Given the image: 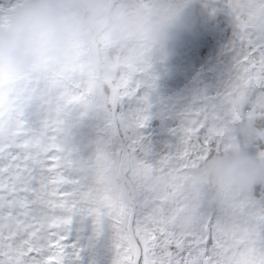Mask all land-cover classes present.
Listing matches in <instances>:
<instances>
[{
  "label": "rangeland",
  "instance_id": "rangeland-1",
  "mask_svg": "<svg viewBox=\"0 0 264 264\" xmlns=\"http://www.w3.org/2000/svg\"><path fill=\"white\" fill-rule=\"evenodd\" d=\"M114 1L104 0L106 5ZM133 1L138 2L135 12L129 11V14H133L134 19L121 29L119 36L114 38L111 34H104L101 43L105 51H108L117 42L125 48L132 39V27L135 20L138 27L143 25V21L147 22L148 43H166L165 51L162 53L158 54L156 46L146 44V47L141 48L139 52L132 53L129 58H124V64L127 66L125 68H128V74L130 73L127 79H130L129 76L133 74L137 76L141 86L146 88L145 94L148 96V100L145 101V107H150L149 112H151L146 114V118L160 117L165 121L168 119L170 122L177 120L179 124L176 127L171 126L169 134L179 137L180 142L185 144L188 136L197 131L202 123L198 116L199 110L195 108V101L202 103V97L211 100L214 94L218 99L223 98L228 101L225 111L231 120V131L227 132L226 128H221L216 134L229 140L231 150L243 148L245 145L249 146L251 132L247 126L248 120L246 119L245 123L240 121L242 116L240 106L246 103L250 92L257 87L261 79H264L260 72L264 64L259 58L263 54L264 44V0H251L248 11L246 9L248 2L242 0L232 16L233 21L228 20L230 27L237 31L254 27L256 29L255 37L251 41L244 40L245 45L241 49L233 45L220 46L214 53L209 48L204 60L203 58L200 60V57L196 55L192 42L203 38L196 31L195 17L197 14L194 13L196 0H180V7L170 0H147L145 3L143 0ZM12 2H22V0H12ZM168 2L172 4L167 6ZM155 8L158 10L159 16L163 15L162 19L157 18L156 10L155 12L150 10ZM174 8L177 10L174 11ZM141 9L148 11L145 14L147 16L145 20L144 15L136 19V14ZM245 11L248 13L244 14ZM120 13L123 14V10ZM226 13H230L228 7H226ZM242 16H245L244 23H242ZM150 17L157 19H150ZM0 22H3L2 18H0ZM152 22L161 26L164 39L152 38L149 33V24ZM194 32L197 33V37H193ZM222 32V29L215 31L217 35H221ZM137 35V37L142 36L140 33ZM138 41V48L147 43L142 38H139ZM219 45L221 44L219 43ZM93 47V58L74 65L71 74L67 77L58 75L53 78L36 74L28 76L27 80L8 89H4V86L0 85V90L42 94L43 104L38 112L41 130L44 139L48 143L51 142V149L60 157L58 167L54 168L53 172L57 176L59 187L68 184L74 185V188L69 190L75 191V195H71L73 204L69 205L67 197L61 194V206L68 205L64 211L69 214L68 222L73 221L74 234L81 237L86 232L82 243L87 242L88 252L93 251L94 259L100 261L102 255L97 253L95 248L100 246L105 238L100 234V230L98 232L94 230V226L98 223L92 213L87 214L85 203H87V192L91 189L89 187L87 190V176L91 182H102L108 186L104 188L109 189V204L121 223L129 218L130 213L134 210L135 196L131 195L132 187L124 188L122 185L127 181L121 177L120 171L125 173L129 162L121 138L127 139L132 136L133 142L130 144L138 143V127L143 120L133 119L128 109L122 110L119 117V113L115 110L117 102L115 90L109 87L106 94L102 88L104 79L114 77L115 66L104 67V72L98 75L100 68L95 64L97 42ZM92 74H95L97 79L90 80L85 85V89L80 91L78 85L76 86L73 82L75 77H87ZM219 82L220 85H218ZM28 83H30V87H26ZM125 94L126 92L123 90L121 96ZM259 98L264 105V92L260 94ZM47 129L52 132L55 140L50 139V136L45 132ZM214 132L215 130L209 131V134L214 135ZM118 144L120 145L119 149ZM48 150L49 145L44 144L43 156H46ZM201 162L198 160L197 164H201ZM72 170L74 173L80 170L74 180L69 179L67 174V171ZM131 175L136 176L138 188L151 192H144L145 195L142 200L138 201V205L145 213L149 214V217L154 218L155 209L161 198L160 183L155 178L150 180L145 175H141L138 167ZM199 180L201 181H199L200 189H196V191L200 219L206 212L211 219L216 218V223L212 226L201 220V226L197 230L201 236L198 247V264H204L203 257H207V264H215V261L220 264H234L230 254L225 255V252H222L226 235L229 237L226 240L229 244H233L232 235L241 245L245 243L247 249L240 260L243 264L264 261L262 259L249 260L251 258L250 246L246 232L247 220H251V218L264 220V215L258 213L260 204L255 199L249 198L247 191L226 192L220 195L221 198L219 197L215 212H209L207 209L212 207V204L209 203V188H204L206 184L203 183L200 176ZM78 184L81 187H78ZM183 208L180 206L178 213L175 212L169 218L175 226L186 230L187 224L192 222L193 218L187 215ZM248 208L250 209L247 210ZM255 209L257 211H254ZM163 220L166 219L163 218ZM120 235V231L116 230L115 234L107 236L121 237ZM126 235L130 244L134 245L133 236H141L143 232L139 228L134 232L131 228L130 231L127 226ZM208 236L213 243L210 251L207 246H204V241ZM133 247L132 264L136 254L135 245ZM137 248L139 249V246ZM222 256L224 259H221Z\"/></svg>",
  "mask_w": 264,
  "mask_h": 264
},
{
  "label": "trees",
  "instance_id": "trees-1",
  "mask_svg": "<svg viewBox=\"0 0 264 264\" xmlns=\"http://www.w3.org/2000/svg\"><path fill=\"white\" fill-rule=\"evenodd\" d=\"M146 1L143 0V3ZM137 7V2L133 0H115L110 6L119 13L123 10V14H125L124 12L129 14V11L135 12ZM208 8L207 5L203 8L199 19L208 14ZM196 9L200 11L199 2L196 4ZM147 12L146 9H141L136 14V19L144 15L145 20ZM150 19L154 18L150 17ZM210 20H212L211 23L217 21L222 23V19L211 18ZM142 24L138 27L136 20L134 21V26H131L132 39L125 48L117 42L112 48L105 51L101 39L97 41L98 67L100 68L98 75L102 74L104 67L108 65H114L116 70L114 77L104 79L102 83L104 92L107 94L109 91L105 83L106 80L115 90L117 97L115 110L119 113V117L122 110L128 109L133 119L143 120L138 127V143L130 144L133 142L132 136L127 139L121 138L129 162L125 176L133 188L132 192L135 196L134 210L131 212V227L133 232L138 228L143 232L141 236H133L139 246L137 264H198V247L201 236L197 230L201 226V219L196 189H200L198 173L201 164H197L196 157L203 156L202 161H205L211 155L231 151L229 140L220 139L217 141L205 128L206 124H203L188 136L185 145L180 142L179 137L169 134L171 126L176 127L179 124L177 120L170 122L168 119L165 121L160 117L146 118V114L151 113L148 107H145V101L148 100V96L145 94L146 88L141 86L137 76L133 74L129 76L130 79H127L130 73L128 74V68H125L127 66L124 64V58H129L132 53L139 52L141 48L146 47V44L156 46L158 54L162 53L165 51L166 43H148L147 22L143 21ZM137 33L142 36L137 37ZM139 38L147 41L140 48H138ZM95 79H97L95 74L87 75V77L76 76L73 82L76 86L78 85L80 91H83L85 85ZM123 90L126 94L121 96ZM137 167L141 175H145L150 180L155 178L160 183L161 198L155 209L154 218L149 217V214L145 213L138 205V201L143 199L145 193L151 192L138 188L136 176L131 175ZM79 173L80 170H77L74 173V178ZM122 185L124 188H128L127 183H122ZM105 186L108 187L102 182H91L87 176V190L91 187L87 192V203H85L87 214L92 213L98 223L94 226V230L97 232L100 230V234L105 238L101 245L95 248L97 253L102 255L100 261L94 259L95 253L88 252L87 246V264H132L134 245H131L129 239L126 238L129 218L121 223V220L111 209L108 201L109 189H105ZM78 187L81 185L78 184ZM180 206H183L186 214L193 218V221L187 224L186 230L175 226L170 220L175 212L178 213ZM116 230L120 231L121 237L107 236L115 234Z\"/></svg>",
  "mask_w": 264,
  "mask_h": 264
},
{
  "label": "flooded vegetation",
  "instance_id": "flooded-vegetation-1",
  "mask_svg": "<svg viewBox=\"0 0 264 264\" xmlns=\"http://www.w3.org/2000/svg\"><path fill=\"white\" fill-rule=\"evenodd\" d=\"M170 1L179 7L181 5L180 0ZM241 1L242 0H196L194 6V13L197 14L195 17L196 31L198 34H201L203 38L192 42L196 55L200 57V60H202V58L203 60L205 59V54L209 52V48L212 49L214 53L220 46L227 47L233 45L241 49L245 45L244 40L251 41V39L255 37L256 29L254 27H247L244 30L237 31L229 25L228 20L233 21L232 16H234L235 10L240 6ZM245 1L248 2L246 7L248 11L251 6V0ZM171 2H168L167 6H170L172 4ZM198 2L200 11L196 9V4ZM206 5L209 7L208 14L199 19ZM226 7H228L230 13H226ZM150 10L155 12L156 8ZM175 10H177V8H174V11ZM247 11L243 13L247 14ZM155 13L157 14V18L162 19L163 15L159 16L158 10H156ZM157 18H154V20ZM211 18L222 19V23L219 21L211 23ZM244 22L245 16H242V23ZM157 26L161 28L160 25ZM216 29H222V34L217 35L215 33ZM197 33L194 32L193 37H197ZM216 38L218 41H216ZM253 42L255 43V41ZM219 43L221 45H219ZM262 50L263 54L259 58L261 63L264 64V44ZM260 72L264 77V65H262ZM27 78L24 80H27ZM218 85H220V82ZM26 87H30V83H28ZM8 88L9 87L4 86V89ZM263 92L264 79H261L257 87L250 92L246 103L240 106L242 114L240 121H244L245 123L247 119V126L251 132L249 146L245 145L243 149L257 154L264 153V105L260 102L259 98L260 94ZM201 100L202 103L197 102V100L195 101V108L199 110L198 116L202 121L201 125L206 124L205 128L208 132L215 130L213 136L217 141H220V139H227L225 137H219V134H216V132L220 131L221 128H226L225 131L227 132L231 131V120L227 117V112L225 111L228 101L223 98L218 99L214 94L211 100L205 97H202ZM42 104L43 99L41 93H19L0 90V149L6 152L12 148L22 147L31 157H34L44 164L50 174L48 183L42 192V196L49 202V206L55 212L53 222L50 223L48 227V231L54 238L52 248L53 256L50 264H65L66 261L70 262V264H87V242L82 243L83 237H86V232L81 237H77L74 234L75 227L72 223L73 221L68 222L70 218L69 214L64 211L68 205L61 206L60 203V195L62 194L67 197V203L69 205L73 204L71 195L74 196L75 191L69 190L73 189L74 185L68 184L59 187L57 176L53 172V169L58 167L60 157L51 149V142L48 143L43 137L38 115ZM45 132L50 136V139H54L49 129ZM52 143L54 144V142ZM44 144L49 145L46 156H43ZM196 158V161L203 160V156ZM67 174L69 179L74 180V170L67 171ZM205 187L209 188L208 185L204 186V188ZM246 191L249 198L255 199L256 202L260 204L258 213L264 215V179L255 183ZM220 198L211 203L212 207L207 209L209 212H215ZM254 211H257V209ZM201 220H203V223H207L208 225L211 224L212 226L216 223V218L211 219L206 212L203 213ZM246 227L250 246L249 254L251 257L249 260H264V220H255L251 218V220L246 221ZM234 237L235 236L232 235L233 244H229L226 242L229 237L228 235L225 236L222 252H225V255L230 254L234 264H243L240 260L247 248L245 243L241 245ZM65 241H68V243L65 244ZM212 245L213 243L208 236L204 241V246H207L210 251ZM222 257L221 259H224V256ZM203 258L207 259V257ZM215 264H220V262L215 261ZM250 264H264V261L250 262Z\"/></svg>",
  "mask_w": 264,
  "mask_h": 264
},
{
  "label": "clouds",
  "instance_id": "clouds-1",
  "mask_svg": "<svg viewBox=\"0 0 264 264\" xmlns=\"http://www.w3.org/2000/svg\"><path fill=\"white\" fill-rule=\"evenodd\" d=\"M0 85L14 87L31 75L65 77L94 56L104 34L114 38L134 19L104 0H0ZM153 39L163 30L149 24ZM198 175L209 187V203L226 192H242L264 179V153L233 149L201 162Z\"/></svg>",
  "mask_w": 264,
  "mask_h": 264
},
{
  "label": "snow or ice",
  "instance_id": "snow-or-ice-1",
  "mask_svg": "<svg viewBox=\"0 0 264 264\" xmlns=\"http://www.w3.org/2000/svg\"><path fill=\"white\" fill-rule=\"evenodd\" d=\"M49 175L22 147L0 149V264H50L55 212L42 196Z\"/></svg>",
  "mask_w": 264,
  "mask_h": 264
},
{
  "label": "water",
  "instance_id": "water-1",
  "mask_svg": "<svg viewBox=\"0 0 264 264\" xmlns=\"http://www.w3.org/2000/svg\"><path fill=\"white\" fill-rule=\"evenodd\" d=\"M111 4H112V2H111ZM111 4L109 3L108 4V7L110 8V6H111ZM95 56H96V58H95V64H96V66L98 67V62H99V56H98V52H97V50H96V54H95ZM106 82V85L108 86V88L109 87H112L111 85H110V82L109 81H105ZM113 88V87H112ZM149 110H150V107L148 108ZM115 124V123H114ZM115 126V125H114ZM125 151V150H124ZM120 175H121V177L125 180V181H127V185H128V187H131V185H130V183L128 182V179L126 178V176H125V173H123V172H121L120 171ZM131 195H133L134 196V193L133 192H131ZM131 217H132V213H130V218H129V221H128V224H127V226H128V230H130L131 231ZM132 240H133V243H134V245H135V252H136V254L134 255V257H133V264H137V261H138V255H139V249L137 248V243H136V241H135V238L133 237L132 238ZM203 261H204V264H207V259L206 258H203Z\"/></svg>",
  "mask_w": 264,
  "mask_h": 264
}]
</instances>
